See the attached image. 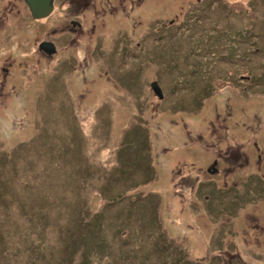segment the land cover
Here are the masks:
<instances>
[{"label":"rangeland","instance_id":"obj_1","mask_svg":"<svg viewBox=\"0 0 264 264\" xmlns=\"http://www.w3.org/2000/svg\"><path fill=\"white\" fill-rule=\"evenodd\" d=\"M46 18L0 0V264H264V0Z\"/></svg>","mask_w":264,"mask_h":264},{"label":"water","instance_id":"obj_2","mask_svg":"<svg viewBox=\"0 0 264 264\" xmlns=\"http://www.w3.org/2000/svg\"><path fill=\"white\" fill-rule=\"evenodd\" d=\"M27 5L28 10L31 13V16L34 19H44L50 15L53 10V0H23ZM40 47L47 53H52L55 51V48L51 44L43 43ZM153 91L161 96V89L156 82L151 84ZM215 164V163H214ZM214 169H216L214 167ZM216 171V170H215Z\"/></svg>","mask_w":264,"mask_h":264},{"label":"flooded vegetation","instance_id":"obj_3","mask_svg":"<svg viewBox=\"0 0 264 264\" xmlns=\"http://www.w3.org/2000/svg\"><path fill=\"white\" fill-rule=\"evenodd\" d=\"M53 4H54V0H53ZM48 18V17H47ZM46 18V19H47ZM36 20H39V19H36ZM70 25H71V27L70 28H68L67 29V31H69V32H72V31H74L75 30V28L76 27H78V28H80V25H78L77 23H76V21H70ZM233 40V39H232ZM42 42L43 43H47V44H51L52 45V43H51V40H49V39H46V40H42ZM240 43H242V44H244L245 42L243 41H239ZM42 43V44H43ZM230 44H234V40H233V42L232 43H230ZM53 46V45H52ZM56 47V46H55ZM53 48H54V46H53ZM40 50H42V52H43V54H46L47 52H45L41 47H40V45H38V51H40ZM48 54V53H47ZM4 70V69H3Z\"/></svg>","mask_w":264,"mask_h":264},{"label":"trees","instance_id":"obj_4","mask_svg":"<svg viewBox=\"0 0 264 264\" xmlns=\"http://www.w3.org/2000/svg\"><path fill=\"white\" fill-rule=\"evenodd\" d=\"M73 252H74V251H73ZM83 260H84V264H86V261H87V260H86V259H83ZM87 263H88V261H87Z\"/></svg>","mask_w":264,"mask_h":264}]
</instances>
